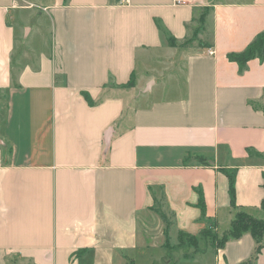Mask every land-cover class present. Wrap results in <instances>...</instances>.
<instances>
[{"label":"crops","instance_id":"obj_1","mask_svg":"<svg viewBox=\"0 0 264 264\" xmlns=\"http://www.w3.org/2000/svg\"><path fill=\"white\" fill-rule=\"evenodd\" d=\"M263 30L264 0H0V264L249 262L250 232L168 246L153 206L170 237L227 230L236 170L264 218V57H228Z\"/></svg>","mask_w":264,"mask_h":264},{"label":"trees","instance_id":"obj_2","mask_svg":"<svg viewBox=\"0 0 264 264\" xmlns=\"http://www.w3.org/2000/svg\"><path fill=\"white\" fill-rule=\"evenodd\" d=\"M205 18V15L204 17ZM201 18V19H202ZM192 42L191 40H188L186 42L178 43V41L175 38L168 37V44L172 47L182 45L185 46L188 43ZM209 46L207 42H203L202 40L199 42V47H206ZM230 60L236 61L239 63L240 66V72H244L248 68V62L254 58H260L263 59L264 57V30L258 33L255 38L248 44V46L240 51V52H234L228 55ZM133 82V80L131 81ZM135 83V82H134ZM134 83L132 85H134ZM87 96V95H86ZM90 103H93V101L87 96ZM229 178V190L230 195L232 198V207L234 210V216L231 220L230 226L227 230H225L221 236V241L217 245V247H223L225 243L231 239H237L240 238L245 232H250L252 236L254 237L257 247L252 255V258L249 262L245 264H256V259L259 255V253L263 249L262 240L264 238V218H259L246 210L245 208H242L241 206H238L236 203V190H235V180H236V170H224ZM165 193L163 190H161L160 197H154V206L153 209L156 213L159 214V216L162 218V220L165 223V231H166V244L169 245V231L171 227L174 225V218L175 214L174 212L168 210L166 208L165 204ZM261 210L264 211V199L261 203ZM212 232L210 228H206L201 232L200 235H194L191 233L179 231L178 232V240L180 243H187V240L197 242L199 240V237L201 236H208L209 233Z\"/></svg>","mask_w":264,"mask_h":264},{"label":"rangeland","instance_id":"obj_3","mask_svg":"<svg viewBox=\"0 0 264 264\" xmlns=\"http://www.w3.org/2000/svg\"><path fill=\"white\" fill-rule=\"evenodd\" d=\"M206 11H204L200 18H199V22L192 25V28H191V33H195L193 36L196 37L197 40H206V33L208 32V28L206 27V22H205V18H202L204 17V15L206 16ZM202 18V19H201ZM20 41V40H19ZM31 59H34L33 57H31ZM135 82V80L133 79V82H130V86H132V84ZM167 84L171 81H169L168 79L166 80ZM161 86L162 85H158L157 87L154 88V94L159 91H161ZM160 193V192H159ZM160 196V194H159ZM210 230H212V232L209 233V235L207 236H200L199 237V240L197 242H193V241H189L187 240V243H180L179 240H178V236H171L169 238V245L170 246H173L174 244L175 245H179V246H182V247H199V248H208L209 246H217L220 241H221V236L223 234V232L225 231L224 228H220L217 226H214L212 228H210Z\"/></svg>","mask_w":264,"mask_h":264},{"label":"built area","instance_id":"obj_4","mask_svg":"<svg viewBox=\"0 0 264 264\" xmlns=\"http://www.w3.org/2000/svg\"><path fill=\"white\" fill-rule=\"evenodd\" d=\"M191 0H175V2L177 3V4H186V3H188V2H190ZM130 2V0H121V3L122 4H127V3H129ZM207 53L209 54V55H215V50L213 49V48H208V50H207Z\"/></svg>","mask_w":264,"mask_h":264},{"label":"water","instance_id":"obj_5","mask_svg":"<svg viewBox=\"0 0 264 264\" xmlns=\"http://www.w3.org/2000/svg\"><path fill=\"white\" fill-rule=\"evenodd\" d=\"M151 84V83H150ZM150 84L147 86V89L150 88Z\"/></svg>","mask_w":264,"mask_h":264}]
</instances>
